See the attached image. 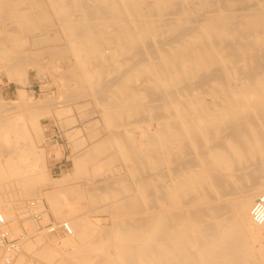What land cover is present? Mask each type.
Returning <instances> with one entry per match:
<instances>
[{
    "label": "bare ground",
    "instance_id": "1",
    "mask_svg": "<svg viewBox=\"0 0 264 264\" xmlns=\"http://www.w3.org/2000/svg\"><path fill=\"white\" fill-rule=\"evenodd\" d=\"M23 35L65 41L105 119L119 117L111 140L136 180L112 200L121 264H264L250 216L264 190V0H0V54L19 80ZM130 117L139 137L120 128ZM58 226L84 236L74 221L35 234Z\"/></svg>",
    "mask_w": 264,
    "mask_h": 264
},
{
    "label": "rangeland",
    "instance_id": "2",
    "mask_svg": "<svg viewBox=\"0 0 264 264\" xmlns=\"http://www.w3.org/2000/svg\"><path fill=\"white\" fill-rule=\"evenodd\" d=\"M22 37L24 43L16 50L25 56L26 78L19 80L8 70L0 54V210L7 211L15 233L27 229L33 236L27 233L13 264H121L115 250L116 231L108 232L116 220L111 210L122 188L134 186L136 180L125 173L131 164L124 163L117 142L111 140L110 129L119 117L105 119L102 101L87 89L83 68L76 65L65 41L57 42L58 46L40 45L33 44L31 36ZM53 49L59 56L50 54ZM114 64L119 66L120 61ZM20 91L27 103L20 99ZM150 93L144 94L151 96L147 105L152 107L156 102ZM207 100L211 101L208 96ZM129 122L120 128L133 127L139 137L138 126L146 123L134 117ZM151 124L156 126L154 120ZM106 184L118 193L105 192ZM30 201H37V208L44 211L33 226L25 213ZM73 221L84 236H65L62 226L35 234V228L47 222ZM262 248L259 253L264 255Z\"/></svg>",
    "mask_w": 264,
    "mask_h": 264
},
{
    "label": "built area",
    "instance_id": "3",
    "mask_svg": "<svg viewBox=\"0 0 264 264\" xmlns=\"http://www.w3.org/2000/svg\"><path fill=\"white\" fill-rule=\"evenodd\" d=\"M25 213L33 218L34 221L41 219L44 211L37 208V201H30L26 204ZM250 216L254 223H264V190H262L255 198L252 207L250 209ZM50 223L47 222L44 225L38 226L37 228L42 229L44 226H48ZM27 229L21 230V233H15L9 226L5 216L0 211V264H11L13 258L19 253L18 246L20 245L21 234H25Z\"/></svg>",
    "mask_w": 264,
    "mask_h": 264
}]
</instances>
